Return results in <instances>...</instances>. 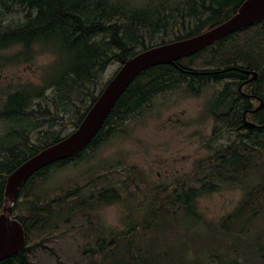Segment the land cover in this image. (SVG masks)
Listing matches in <instances>:
<instances>
[{
	"label": "rangeland",
	"instance_id": "374dc122",
	"mask_svg": "<svg viewBox=\"0 0 264 264\" xmlns=\"http://www.w3.org/2000/svg\"><path fill=\"white\" fill-rule=\"evenodd\" d=\"M125 1L143 7L162 0ZM179 1L171 0L169 5ZM169 15L170 25L178 22L176 12L169 11ZM22 17V9L15 7L0 19L9 22ZM256 31L257 28L239 31L182 63L212 69L224 62L232 63L231 57L236 55L237 64L249 61L254 68L262 69L264 29L257 38ZM21 50L20 45L0 49V108L16 90L26 87L32 92L48 85L40 98L32 99L30 107L41 103L54 110L57 105L66 120L72 119L74 106L68 99H58L56 89L50 85L59 55L50 45L34 44L28 55H19ZM119 66L120 62L113 61L99 74L96 92ZM230 79L233 80L227 76L205 83L197 94L185 85L157 94L141 116L123 124L124 131L109 135L77 163L53 168L46 178L35 180L29 195L42 199L80 187L76 197L68 198L71 202L68 207L64 204L59 216H51L45 225L29 226V245L40 242L32 250L31 260L36 264H264V156L246 153L244 164L236 171L215 169L207 162L236 140L234 131L218 127L209 109L213 97ZM254 86L264 97V76ZM70 97L77 104L89 102L84 93ZM258 104L252 101V105ZM40 120L0 118V157L5 154L3 146L11 143L12 137L18 138L10 135L15 130L27 129L34 139L40 129H60L54 121ZM216 126L222 130L215 133ZM72 129H62L61 134ZM178 184L212 186V190H203L195 199L194 221L179 205L167 204V216L155 218L156 226L136 227L133 238H118L103 253H93L99 236L109 240L125 229L128 220L132 225L143 221L147 217L146 200L155 194L171 200V188ZM109 188L120 193L119 200L106 203L98 199L99 191ZM81 198L86 199L85 205H79ZM245 201L249 208L244 209ZM26 207L25 203L19 205L14 214L26 213Z\"/></svg>",
	"mask_w": 264,
	"mask_h": 264
},
{
	"label": "trees",
	"instance_id": "16d2710c",
	"mask_svg": "<svg viewBox=\"0 0 264 264\" xmlns=\"http://www.w3.org/2000/svg\"><path fill=\"white\" fill-rule=\"evenodd\" d=\"M243 1L181 0L177 5L172 4L173 7H171L169 5L172 3L171 0H162L154 5L149 3L146 6L137 7L125 0H0V18L15 7L23 11V17L18 21L4 22L0 19V49L20 45L22 50L19 55H28L34 44L50 45L60 57L59 63L54 68L50 85L56 89L58 99L70 101L75 112L72 119L66 120L58 112L57 105L54 110L41 103H37L36 108H31L32 99L40 98L48 85L33 89L32 92L24 87L7 96L0 108V118L32 117L37 120L41 119L40 121L43 122L51 120L56 122L60 129H40L36 132L34 139L27 129L10 133V135H17L18 138L12 137L13 141L2 148L5 154L0 157V213L8 175L24 160L70 133L62 135V129L67 127L75 129L79 125L108 82L96 92L98 76L110 63L118 61L121 66L125 60L142 50L199 34L229 18ZM172 10L177 13L179 20L170 25L169 11ZM250 28L258 29L255 38L261 36L264 19L240 31ZM233 36L231 34L222 38L216 44ZM211 47L214 45L176 62L180 68L185 70L211 71L212 73L190 74L166 63L144 69L115 102L97 134L85 148L70 157L44 166L29 177L20 187L11 213L24 228L25 244L16 254L0 260V264H36L31 260L30 255L36 246H40V242L29 245V226L33 223L45 225L51 216L55 214L59 216L60 212L65 209L64 204L68 207L71 202L68 198L76 197V192L80 187L76 185L73 189L67 188L47 199H42L29 195V187L35 180L46 178L53 168H62L77 163L86 151L96 149L109 135L124 131L123 124L129 119L141 116L157 94L182 85L197 94L205 83L218 82L223 79L221 74L218 75V72L212 70H219L222 66L227 68L230 65H239L256 69L249 61L237 64L236 55L231 57L233 58L232 63L229 60L230 63L224 62L208 70L196 69L182 63L184 59L198 56ZM255 71L258 72V78L251 82L250 92L260 95L264 101L262 92L254 86L258 80L263 78L264 68ZM226 75L232 76L235 72L228 71ZM237 85V81L234 84L225 82L212 100L213 103L218 100L216 104L220 106L217 111H214L218 127L222 128L221 125H223L231 131L234 129L231 125L236 123V116L229 97H231L230 93L237 91ZM80 93H84L89 98L87 104H77L71 99V95ZM249 118L257 126L248 129L244 134L235 133L236 140L218 150L214 156H210L207 162L213 165V168L236 171L244 164L246 153L254 152L264 156V141L261 139L264 138L262 136L264 135V106L257 113L250 114ZM220 128L216 126L219 131L222 130ZM203 190H212L211 184H201V186L178 184L171 188L173 193L171 200L167 197L159 198L155 194L153 198L146 200L148 209L145 216L147 217L143 221L132 225L131 220H128L125 229L113 234L109 240H106L104 236H99L96 240L97 248L93 253L96 251L103 253L118 238H133L136 227L156 226L155 218H166L169 211L167 204L179 205L185 216L194 221L196 218L194 202ZM120 197V193L113 188L98 193V199L106 203L117 201ZM23 203L27 204L25 208L27 212L14 214V211ZM85 204L86 199L81 198L79 205ZM248 204L249 202L245 201L244 209L249 208Z\"/></svg>",
	"mask_w": 264,
	"mask_h": 264
},
{
	"label": "water",
	"instance_id": "95a60500",
	"mask_svg": "<svg viewBox=\"0 0 264 264\" xmlns=\"http://www.w3.org/2000/svg\"><path fill=\"white\" fill-rule=\"evenodd\" d=\"M262 19H264V0H244L237 10L221 23L199 34L142 50L125 60L108 80L75 129L61 140L24 160L8 175L0 213V260L16 254L25 244L24 228L11 214L20 187L39 169L55 161L70 157L85 148L97 134L115 102L140 72L162 63L180 68L176 61L191 56ZM232 68L240 70L238 67H227L223 71ZM180 70L190 74L212 73L182 68ZM251 74V81L258 76V72L255 70H251ZM262 106L263 101L261 100L256 109ZM244 124L247 128L257 126L256 123L245 118Z\"/></svg>",
	"mask_w": 264,
	"mask_h": 264
},
{
	"label": "flooded vegetation",
	"instance_id": "af4514ba",
	"mask_svg": "<svg viewBox=\"0 0 264 264\" xmlns=\"http://www.w3.org/2000/svg\"><path fill=\"white\" fill-rule=\"evenodd\" d=\"M236 33H238V31L233 33L232 35L235 36ZM228 67H238V68H240V70L232 68V69L223 71V69L226 68L223 66L220 67L219 70H216V69H212V70H214V72H218L217 73L218 75L221 74L222 78H226L228 76V75H226V73L228 71L235 72V75H232V76L230 75V77H232L233 80L230 79L228 81L231 84H234L235 81L238 82L237 91L230 93L231 97H229V100H231L233 103V109H235V116H236V123L231 125V127L234 128L232 131H234L235 133L244 134V133H246V131L248 129H250V128H247L245 126L244 118L247 120H251L249 118L250 114L253 115V114L257 113L260 109H262V107L259 109H256L259 104L256 106L252 105V107H251L252 101H257L258 103H260L261 100L263 101V99L260 95L250 92L251 82L257 80L258 76L255 80L251 81L250 80V78L252 76L251 70H253V69L241 67L239 65H230ZM178 69H180V68H178ZM205 70H208V69H205ZM204 74H207V73H204ZM217 101L218 100H216L214 103L213 102L210 103V105H213V106L209 107V109L212 111V115L214 117H215L214 111H217L220 108V106H218L216 104ZM213 131L215 133H217L219 131V129L218 130L213 129Z\"/></svg>",
	"mask_w": 264,
	"mask_h": 264
},
{
	"label": "bare ground",
	"instance_id": "6f19581e",
	"mask_svg": "<svg viewBox=\"0 0 264 264\" xmlns=\"http://www.w3.org/2000/svg\"><path fill=\"white\" fill-rule=\"evenodd\" d=\"M263 106H264V102H263ZM263 106H262V107H263Z\"/></svg>",
	"mask_w": 264,
	"mask_h": 264
}]
</instances>
